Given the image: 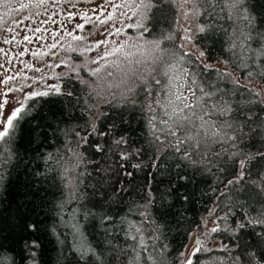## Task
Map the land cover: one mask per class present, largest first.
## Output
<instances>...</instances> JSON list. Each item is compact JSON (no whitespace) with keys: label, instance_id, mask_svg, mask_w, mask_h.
Returning <instances> with one entry per match:
<instances>
[{"label":"trees","instance_id":"16d2710c","mask_svg":"<svg viewBox=\"0 0 264 264\" xmlns=\"http://www.w3.org/2000/svg\"><path fill=\"white\" fill-rule=\"evenodd\" d=\"M152 3L142 18L144 35L160 41L165 59L206 53L199 62L184 55L175 74L187 68L194 73L195 82L187 80L193 89L199 85L215 91L227 102L231 111L221 115L218 109L210 119L217 128L230 123L232 127L223 130L234 140L213 143L202 137L200 155L193 152L190 159L195 163H190L184 145L176 151L170 147L174 139L160 131L164 108L154 98L163 102L165 93L155 83H149L151 94L146 96L137 73L120 83L115 77L98 79L85 68L64 75L60 92L71 95L38 98L35 119L21 121L12 156L0 168V238L5 247L18 253L23 235L18 223L36 221L42 229L37 234L41 264H84L76 251L80 246L93 248L99 264H119L114 254L134 243L126 239V231L135 222L146 238L158 237L157 264H177L191 233L201 229L214 208L228 225L216 232L223 246L199 253L198 258H219L217 264H259L264 254V224L256 223L264 212V55L256 50L264 44V0H243L238 9L220 3L214 8L191 4V25L176 0ZM197 7L202 14H195ZM232 39L236 48H231ZM153 67L159 71L160 64ZM157 78L162 83L166 79ZM242 78L256 80L261 89ZM118 140L123 142L117 144ZM66 143L81 154L80 166L68 173L74 193L65 188L58 174L62 168L54 163L58 156L61 163L68 161ZM61 201L63 210L58 207ZM161 245L167 247L161 251Z\"/></svg>","mask_w":264,"mask_h":264},{"label":"snow or ice","instance_id":"6c2138e0","mask_svg":"<svg viewBox=\"0 0 264 264\" xmlns=\"http://www.w3.org/2000/svg\"><path fill=\"white\" fill-rule=\"evenodd\" d=\"M79 2V0H76ZM8 0H0V4L6 5ZM31 3V0H30ZM62 3L68 4L70 7L74 8L76 3L74 0H35V4L33 5L36 8H40L43 6H52L53 8L61 5ZM177 9L183 8L185 5L191 4H205L207 7L214 8L217 3L223 4L225 8L238 9L243 0H176ZM30 4L21 3V9L29 8ZM109 6L113 9H121V8H129V10L136 9L132 11L133 16H137L142 18L145 12L153 7L152 0H122L121 3H115V0H105V2L99 5V9L107 11ZM223 10V9H221ZM68 19H77L78 14L72 11H67ZM195 14H202L199 8L193 9ZM52 16H56L57 13L53 11L51 13ZM123 15H127V13H123ZM188 13H185V17H187ZM211 15V13H209ZM114 17L112 15H108L105 19H100L99 16L96 17V20L93 21L92 17L88 16L87 13H84V22L83 23H75L72 25L71 30L63 24H57V21L54 19H46L41 23L48 24L51 22L52 24L57 25V30L52 31L49 29H41L39 26H36L32 29L34 34L40 33V35L36 36L37 40L44 41L50 40L51 42L46 44L45 47L47 51L44 50H35L31 52V56L43 58L45 56L55 55L56 53L52 52V50L57 49L58 46L64 47L61 44V41L65 39V37L70 38L68 40V51H76L75 48L71 47L72 41H81L84 40L85 37L76 34L78 30H83L86 24H95L99 23L101 25H107L110 20ZM118 19V17H116ZM2 19V17H0ZM31 16H25L24 20H30ZM17 24H23V20L14 21ZM137 28L145 29V25L143 23H137L135 25ZM131 27V26H130ZM60 29H63V35H61ZM199 31H204L203 26L199 27ZM13 28H8L5 30L6 33L13 32ZM110 31V30H109ZM47 32L48 35L45 36L43 33ZM121 32L119 27L116 28L115 34L118 35ZM19 35V33H16ZM16 35H13L11 39L5 38L2 43L3 44H12L14 41L16 43L21 44L24 42L31 43L33 37L27 34L23 35L22 39L17 41ZM143 37V31H141L139 38ZM250 38V37H249ZM166 39H172V37H166ZM190 41L191 37H187ZM106 42V37L103 40H97L95 47L100 48ZM152 45L153 50H158L160 46V41H151L147 42ZM231 48H236L237 45L234 42V39L230 40ZM184 48V45L180 46ZM124 48H139L134 43L129 44L125 43L120 47L113 48L111 51L107 52L106 55L111 56L114 53L121 52ZM89 49L85 48L84 51H88ZM27 49L19 51L15 55L17 57H23L27 53ZM259 55H264V44L260 49L256 50ZM0 54L5 57V63H0V68L4 69V74H0V168L4 167L8 162V158L12 156L11 145L13 143L14 137L17 133V129L22 120H25L29 117L31 119H35L38 109L37 100L38 98L50 97L53 94H66L71 95V93H61L60 85L57 83H46V90H36L33 89L31 91L24 93V99L19 100L15 97H12L14 103L8 107L7 111H2L6 105L9 104L8 97L14 91L23 92V87H13L10 86L13 81L16 80L17 76L20 75V72H16L15 75L7 74L10 70L6 66L8 63H11L9 59H7L10 55L9 51H6L4 48H0ZM123 55L125 58L135 55V53L130 51H124ZM184 55H187L191 58L193 62H199L201 57L206 56V53L201 51L199 56L196 55L195 52H185ZM184 55L180 57H176L175 55L169 56L167 59L161 56H156L153 60V63L159 62L160 69L159 71L156 68H145L144 72H140L139 69H136V73L144 86L145 95L148 96L151 94V89L148 87L149 83H155L158 86L159 91H163L165 93V100L162 102L158 98L155 99V103L159 104L162 108H164L163 116L160 119V123L164 125L162 131L166 138L172 137L175 143H170V147H173L176 151H180V145H184V157L190 160V163H195V161H191L190 157L193 152L197 155H200L199 148L201 145V138L204 139H212L213 143H219L225 139H233L234 137L228 136L227 132L224 131V128L232 127L230 123L225 122L220 128H217L215 122L210 119V117L216 113L219 109L221 115H226L231 111V108L227 106L226 101H222L221 97H217L215 91H205L203 88H200L197 85L196 89H193L191 84H186L185 81L192 80L195 82L193 77L194 73H189L187 68H181L179 74H175V70L178 64H181L184 60ZM101 59H104L101 56ZM96 61L94 60L93 63ZM25 68H32L33 65L31 63H26L21 61ZM67 61L62 60L61 64H67ZM129 65L133 62L128 60ZM137 65L141 63V61L137 60L135 62ZM49 67H60V64L57 65H48ZM201 66L205 69H209L210 65L201 64ZM241 65H238V67ZM246 66V65H244ZM73 71H76V68L73 67ZM37 72L42 71V69H36ZM100 71L99 68L93 70L92 75H96ZM147 73V75H145ZM62 73L56 74V78L59 79ZM246 75H251L250 72L246 73ZM166 78L164 82H161V79L157 77ZM44 77H39L34 83H39V80H43ZM181 81L180 85H176V81ZM29 88L32 85H28ZM131 90V89H129ZM197 91L200 92V95H197ZM190 94V95H189ZM207 97L208 99H205ZM215 98L214 102L210 103ZM32 101L31 104L28 102ZM149 110H152L151 105H148ZM166 117V118H165ZM209 117V119H206ZM155 120V117H153ZM36 128L39 129L40 125L37 123ZM95 130L93 126V131ZM76 136L79 137V133H75ZM123 140L116 141L117 144L122 143ZM77 146H79V141H77ZM65 147L67 151L71 153L68 161L61 163V159L58 156L54 163L57 167L62 168V172L58 173L63 182H65V188L74 193V185L73 178L68 175L69 172H74L77 167L80 166L81 163V154L75 151L73 148L68 147L66 143ZM99 150V149H98ZM207 153H205L206 155ZM219 155V153H216ZM239 155V153H235ZM48 158L51 159V154H48ZM127 158V157H123ZM239 165L243 168L245 161L243 159L239 160ZM133 167H139V165H133ZM3 179V174L0 172V180ZM229 183H233L229 181ZM73 199L76 197L72 196ZM65 201H61L58 207L63 210ZM261 219L257 220L256 223L264 224V212L261 213ZM106 219H111L107 217ZM19 230L23 235L19 240V252L17 253L15 248L5 247L3 243V239L0 238V264H41V255H42V245L39 241L38 233L42 230L40 224L36 221H22L19 222L18 225ZM74 229H76V225H72ZM239 227H244L243 224L239 225ZM54 231V229H51ZM77 233H78V229ZM154 231V230H153ZM212 232L218 231L217 228H212ZM133 233H136L135 235ZM126 239H130L133 241V244H129L126 247H119L118 250L114 254V259L119 261V264H157L156 256L154 253L158 251L156 244L154 241L158 239L157 236L151 235L149 237H145L143 235L142 229L137 227L135 222L129 223L127 225L126 231ZM149 240L153 241L152 244H149ZM197 247L193 249L191 253L184 256V253H180L181 259L177 262V264H194L193 257H197L195 264H217V260L219 258H211L210 260L201 261L197 254L202 252H209L211 249L203 248L202 241L197 238ZM166 245H161L160 249L162 251L163 248H166ZM76 251L79 257L84 261V264H99V255L98 253L91 248L90 246H80L76 248ZM249 255L253 256L255 259V254L250 253ZM122 257V259H121ZM236 262L239 261V257L235 258ZM221 264L223 262L221 261ZM259 264H264V254L259 257Z\"/></svg>","mask_w":264,"mask_h":264},{"label":"rangeland","instance_id":"374dc122","mask_svg":"<svg viewBox=\"0 0 264 264\" xmlns=\"http://www.w3.org/2000/svg\"><path fill=\"white\" fill-rule=\"evenodd\" d=\"M76 6L74 8L70 7L68 4L62 3L61 5L53 8L52 6H43L40 8H36L33 5L35 4V0H8L6 5L0 4V48H4L6 51H9L10 55L7 59L11 61L6 66L9 68V72L7 74L15 75L16 72H20V75L17 76L16 80L12 82L10 86L13 87H23L24 91H14L8 97L9 104L5 106L2 111H7L8 107L11 106L14 101L12 97H15L19 100L24 99V93L31 91L33 89L36 90H46V83H57L60 85L61 89V77L70 73H80V70L85 68V70L90 73L93 70L99 68L100 71L94 75L98 79L111 81L112 77L117 79V83L123 81V78L127 79L132 76V74L136 73L135 63L137 60L141 61L139 65L143 66L142 69L151 68L152 66L159 64V62L153 63V60L156 56L163 57V53L158 50H153L152 45L147 42L158 41L156 39L147 38L144 35L139 38L141 31L143 29L137 28L135 25L137 23H142V18L133 16L132 11L136 9L129 10V8H121V9H113L109 6L107 11L99 9V5L103 4L105 0H79L76 2ZM122 0H115V3L119 4ZM26 3L30 4L29 8L21 9L20 4ZM72 11L78 14L77 19H68L67 12ZM183 19L187 20V23L191 25L190 18L192 17V7L190 5H185L183 8ZM55 11L57 13L56 16H52L51 13ZM188 13L187 17H185V13ZM84 13H87L88 16L92 17V20L95 21L96 17L99 16L100 19H105L108 15H112L114 18L108 22L107 25H101L98 22L95 24H86L83 30H78L76 34L85 37L84 40L81 41H72L71 47L75 48L76 51H68V40L70 38L65 37L64 40L61 41V44L64 47L58 46L57 49L52 50V52L56 53L55 55L45 56L43 58H38L31 56V52L35 50H44L47 51L45 47L46 44L50 43V40L40 41L36 39V36L40 35V33L34 34L32 29L36 26H39L41 29H49L52 31L57 30V25L49 22L48 24L41 23L46 19H54L57 21V24L63 23L65 24L69 30H71L72 25L75 23H83L84 22ZM123 13H127V15H123ZM25 16H31L30 20H24ZM118 17V19L116 18ZM23 20V24L14 23V21ZM131 26V27H130ZM13 28L14 31L11 33H6L5 30L8 28ZM119 27L121 32L116 35V28ZM110 30V31H109ZM61 35H63V29H60ZM19 33V35H16ZM32 36V42H24L21 44L16 43L14 41L12 44H3L2 41L7 38L11 39L13 35H16V40L19 41L22 39L23 35ZM45 36L48 35L47 32L43 33ZM106 37V42L100 47H95L97 40H103ZM129 43H134L139 48H124L121 52L114 53L111 56L106 55L107 52L111 51L113 48L120 47L121 45ZM189 46V42H186ZM89 49L88 51H84V49ZM27 49V53L23 57H17L15 54L19 51ZM124 51H130L135 53V55L125 58L123 55ZM101 56L104 59H101ZM5 57L0 54V63H5ZM67 61V64H61V61ZM96 61L93 63V61ZM128 60H131L133 63L129 65ZM24 61L26 63H31L33 65L32 68H25L21 63ZM60 64V67H49L48 65H57ZM219 64L223 65L225 69H228L227 66L223 62H219ZM73 67L76 68V71H73ZM36 69H42V71L37 72ZM144 70L142 72H144ZM62 73L59 79L56 78V74ZM0 74H4V69L0 68ZM147 73H145L146 75ZM137 77V74H135ZM39 77H44L43 80H39V83H34ZM243 81L255 86L257 89H261V86L256 80L242 78ZM127 84V82H125ZM181 81H176V85L179 86ZM188 84L185 81V85ZM28 85H32L31 88ZM130 88V87H128ZM107 96L111 94L105 93ZM190 95V94H189ZM212 228L228 229V225L223 220L221 215L215 213V209L212 208L205 215L202 227L200 230H195L191 233L189 242L185 245L182 252L184 256L187 257L189 253L193 251L195 247H197L196 238H201L202 247L203 248H220L223 246L222 240L216 235V232H212Z\"/></svg>","mask_w":264,"mask_h":264},{"label":"water","instance_id":"95a60500","mask_svg":"<svg viewBox=\"0 0 264 264\" xmlns=\"http://www.w3.org/2000/svg\"><path fill=\"white\" fill-rule=\"evenodd\" d=\"M197 238H199V237H197ZM197 238H196V242H197ZM199 240L201 241V238H199Z\"/></svg>","mask_w":264,"mask_h":264}]
</instances>
